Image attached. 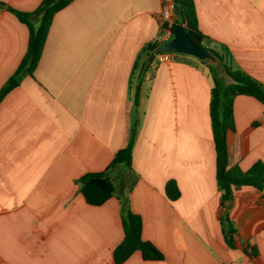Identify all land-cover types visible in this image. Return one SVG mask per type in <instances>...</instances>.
Returning <instances> with one entry per match:
<instances>
[{
	"label": "crops",
	"instance_id": "0c3cea01",
	"mask_svg": "<svg viewBox=\"0 0 264 264\" xmlns=\"http://www.w3.org/2000/svg\"><path fill=\"white\" fill-rule=\"evenodd\" d=\"M42 0H0V87L17 69L29 40L9 6L30 11ZM164 0H72L51 24L33 76L0 102V264H116L124 236L116 196L86 202L76 180L104 170L128 139L130 84L141 48L160 39ZM198 25L226 45L233 66L264 83V0H195ZM190 56V55H189ZM156 57V54L155 56ZM216 74L229 83L220 61ZM198 59L156 62L133 150L140 179L130 194L142 235L165 255L135 251L122 264H264V189L235 186L229 214L235 248L225 241L209 103L211 77ZM143 86V87H144ZM229 162H264V104L234 100ZM175 179L176 200L165 194Z\"/></svg>",
	"mask_w": 264,
	"mask_h": 264
},
{
	"label": "trees",
	"instance_id": "16d2710c",
	"mask_svg": "<svg viewBox=\"0 0 264 264\" xmlns=\"http://www.w3.org/2000/svg\"><path fill=\"white\" fill-rule=\"evenodd\" d=\"M71 1L42 0L37 8L30 11L8 7L20 21L27 25L29 40L27 50L17 69L0 87V102L11 90L20 85L26 75H34L54 16ZM172 1L174 3L173 27L176 24L184 25L191 38L209 49L216 60L220 61L231 79L229 83H223L215 72L216 66L207 60L198 58V66L207 69L212 81L209 111L216 150V179L221 205L226 208L221 217V224L227 245L235 248L234 238L237 230L225 201L232 199L235 186H253L259 190L264 189V162L258 160L247 170L241 169L238 164L231 165L228 132L235 130V97L240 94L251 95L264 104V83L245 70L233 66L230 60L231 54L225 44L212 40L209 43L210 38L201 31L198 25L195 0ZM167 25V22L161 24V30ZM162 44L160 39L150 41L141 48L137 55L131 75L132 107L126 144L115 152L113 159L104 170L86 172L76 180L79 191L89 204L101 205L113 196L119 200L124 236L113 250V259L116 264H122L135 251H140L146 260L165 258L164 253L152 241L143 238V218L133 211L130 205V194L140 179L139 173L133 167V150L145 113L144 104L150 93V87H145L144 83L149 71L157 62L156 57L151 59L150 56ZM165 194L171 200H176L181 196V189L175 179L167 180ZM243 251L259 264V250L256 244H248Z\"/></svg>",
	"mask_w": 264,
	"mask_h": 264
},
{
	"label": "water",
	"instance_id": "95a60500",
	"mask_svg": "<svg viewBox=\"0 0 264 264\" xmlns=\"http://www.w3.org/2000/svg\"><path fill=\"white\" fill-rule=\"evenodd\" d=\"M163 51L185 53L203 60L216 59L209 49L201 44L196 43L191 38L186 28L182 24H176L174 26L172 38L158 47L156 52L152 54L150 58L153 59L156 53ZM225 204L231 205V200H226Z\"/></svg>",
	"mask_w": 264,
	"mask_h": 264
},
{
	"label": "built area",
	"instance_id": "2783aa9c",
	"mask_svg": "<svg viewBox=\"0 0 264 264\" xmlns=\"http://www.w3.org/2000/svg\"><path fill=\"white\" fill-rule=\"evenodd\" d=\"M173 20H174V3L172 0H164L163 7L160 14V23H168V25L163 28V35L161 41L163 43L170 40L173 36ZM156 59L158 62H172L174 59V53L163 51L156 53Z\"/></svg>",
	"mask_w": 264,
	"mask_h": 264
},
{
	"label": "rangeland",
	"instance_id": "374dc122",
	"mask_svg": "<svg viewBox=\"0 0 264 264\" xmlns=\"http://www.w3.org/2000/svg\"><path fill=\"white\" fill-rule=\"evenodd\" d=\"M176 55H179V56H181V55H184V56H187V57H192L193 59H198L197 57H195V56H193V55H190L189 56V54H185V53H175ZM207 61H209V63L210 62H213V60H207ZM158 62V61H157Z\"/></svg>",
	"mask_w": 264,
	"mask_h": 264
}]
</instances>
